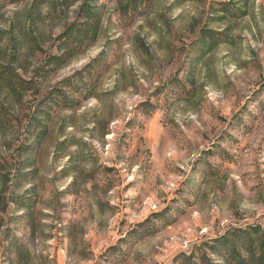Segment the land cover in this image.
Here are the masks:
<instances>
[{"label":"rangeland","instance_id":"1","mask_svg":"<svg viewBox=\"0 0 264 264\" xmlns=\"http://www.w3.org/2000/svg\"><path fill=\"white\" fill-rule=\"evenodd\" d=\"M0 264H264V0H0Z\"/></svg>","mask_w":264,"mask_h":264}]
</instances>
